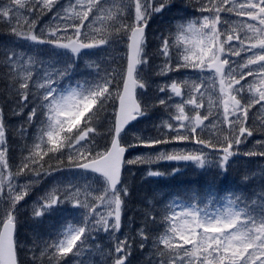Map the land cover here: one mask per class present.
Wrapping results in <instances>:
<instances>
[{
	"label": "snow or ice",
	"instance_id": "snow-or-ice-1",
	"mask_svg": "<svg viewBox=\"0 0 264 264\" xmlns=\"http://www.w3.org/2000/svg\"><path fill=\"white\" fill-rule=\"evenodd\" d=\"M189 4L200 15L178 18L149 54L150 25L171 0L0 3V35L9 38L0 44V264H25L21 252L27 264H132L137 247L144 264H264V168L244 176L260 181L249 193L216 187L234 158H264V119L251 115L264 114V0ZM152 75L164 82L149 101ZM155 109L167 113L157 134L128 138ZM8 114L18 127L10 130ZM10 131L24 141L15 164ZM172 144L198 147L158 149ZM139 147L153 151L128 158ZM161 162L192 166L206 186L154 196L125 232L127 166H146L153 178L180 171L153 167ZM34 190L42 194L25 215L35 228L69 215L47 238L34 231L25 248L19 214Z\"/></svg>",
	"mask_w": 264,
	"mask_h": 264
},
{
	"label": "trees",
	"instance_id": "trees-1",
	"mask_svg": "<svg viewBox=\"0 0 264 264\" xmlns=\"http://www.w3.org/2000/svg\"><path fill=\"white\" fill-rule=\"evenodd\" d=\"M7 0H0V3H6ZM171 4H174L175 7H169L168 10H166L162 15H158L155 17L154 21L150 25L149 29V36L150 40L152 41L148 51L149 54H151L156 46V41L154 39L155 36H158L161 31H166L167 28L172 25V22L177 21L178 18H184L188 17L191 12H194V9L190 7L189 0H171ZM47 19V18H45ZM2 31V30H0ZM8 37L6 35H0V44L7 43ZM159 78L155 75H152L150 77L151 87L147 94L143 97V99L146 100H152L155 96L159 95L157 92V87L161 83L159 82ZM0 87H2V82H0ZM111 108L108 109L109 113L111 112ZM164 115H166L165 109H155L152 112H150V118L149 119H141L139 122L136 123V126L132 129H136L137 133H146L149 135H156V132L153 130V125L159 124L161 120L164 119ZM8 122H9V128L14 129L19 126L21 123L20 119L17 117H12L10 114H8ZM102 125V126H101ZM97 126L99 127V130L103 132L105 128L108 126L107 122L103 119L97 121ZM134 132V131H133ZM133 133H128V138L132 136ZM97 142L100 145H103L105 142L104 139L101 137H97ZM24 141L19 138L18 135H16L14 132L10 131V157L11 163H19L21 151H22V145ZM137 148L130 150V153L135 151ZM146 166H127V170L124 174V178L126 182L129 184L131 189V196L128 198V210L126 212L125 218L129 221V218H132L134 221V225L138 226L141 223V212L146 209V204L149 201L153 200V197H156L157 203L159 202V194L163 193L165 190L171 188V186H175V192L180 195H183L190 189L194 188H200L203 189V183L194 181L189 184V188L185 189L184 187H187L185 182L191 181L190 178L181 177L180 174L172 176V175H166L164 177H147L143 173L139 176L137 173L134 175L132 174L133 171L145 169ZM156 168L159 170L166 169L163 162L156 164ZM188 166L182 167V171L186 172L188 170ZM259 170V169H258ZM233 171H231L226 178H222L220 180L219 185L216 184L217 190L219 192H226L229 190H222L221 188H228L233 181L237 179V176L235 173L233 175ZM61 179L68 180V179H75L72 173H65ZM21 182L23 181V178H21ZM256 187H259L258 185ZM38 189H42L43 185H38ZM235 190H243L244 192L248 193L245 181H244V175L241 176L239 181L235 184ZM41 191L34 190L33 194L30 198H27V204L24 205V207L21 209V212L19 214V223H18V236L19 239L24 246L31 247V241L33 239V233L34 231L39 232L40 235L44 238H47L49 235H53L56 231V229L60 226V223L63 222V219L67 217L69 214L66 212L58 213L56 216L45 220L44 224L38 228H35L33 226V223L28 215H25V210L31 208L33 202L41 195ZM167 198V197H166ZM162 207V205H160ZM7 205L0 201V215L4 213V210L6 209ZM159 211V208L157 209ZM133 225V227H135ZM158 229H154L153 231H157ZM106 242V241H105ZM27 248V247H26ZM20 257L22 260L25 261V264H27V260L29 259V256H26L24 252L20 253ZM132 264H144V256L143 253L139 250L137 247L134 256L132 258Z\"/></svg>",
	"mask_w": 264,
	"mask_h": 264
}]
</instances>
